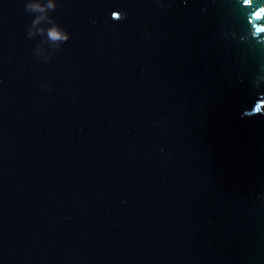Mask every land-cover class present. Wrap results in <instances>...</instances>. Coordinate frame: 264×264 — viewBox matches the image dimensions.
Segmentation results:
<instances>
[{"label": "water", "instance_id": "water-1", "mask_svg": "<svg viewBox=\"0 0 264 264\" xmlns=\"http://www.w3.org/2000/svg\"><path fill=\"white\" fill-rule=\"evenodd\" d=\"M251 10L0 0V264H264Z\"/></svg>", "mask_w": 264, "mask_h": 264}, {"label": "clouds", "instance_id": "clouds-1", "mask_svg": "<svg viewBox=\"0 0 264 264\" xmlns=\"http://www.w3.org/2000/svg\"><path fill=\"white\" fill-rule=\"evenodd\" d=\"M242 5L245 8L252 9L247 17L250 28L248 32L241 37L242 40L256 41L258 44H264V4L257 5L256 0H242ZM55 8V5H52ZM122 14L114 19H123ZM70 33L62 26L56 25L49 31V38L53 41L65 43L70 39ZM260 114V113H258Z\"/></svg>", "mask_w": 264, "mask_h": 264}]
</instances>
